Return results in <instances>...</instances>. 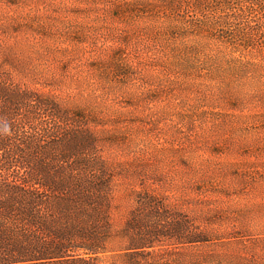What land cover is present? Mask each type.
<instances>
[{
  "label": "rangeland",
  "instance_id": "374dc122",
  "mask_svg": "<svg viewBox=\"0 0 264 264\" xmlns=\"http://www.w3.org/2000/svg\"><path fill=\"white\" fill-rule=\"evenodd\" d=\"M212 1L223 2L212 15L242 12L251 19L243 27L254 28V7H236L246 0ZM155 3L0 0V81L93 129L95 155L121 174L116 223L135 207L131 191L143 190L160 226L180 220L202 239H159L155 250L168 258L264 264V54L213 39L217 30L200 16L165 20ZM197 46L198 61L189 54Z\"/></svg>",
  "mask_w": 264,
  "mask_h": 264
},
{
  "label": "trees",
  "instance_id": "16d2710c",
  "mask_svg": "<svg viewBox=\"0 0 264 264\" xmlns=\"http://www.w3.org/2000/svg\"><path fill=\"white\" fill-rule=\"evenodd\" d=\"M155 2L153 12H166L165 20L179 12L200 16L217 30L213 39L243 41L244 49L254 46L264 54V0L236 5L254 7V28L243 27L248 20L242 12L231 21L212 15L223 12V2ZM189 54L204 59L198 46ZM113 68L125 75L119 63ZM46 103L35 92L0 81V264H184L176 252L174 259L155 250L159 239L172 246L201 244L199 234L180 220L160 226L155 197L143 190L131 191L135 207L116 223L111 198L121 174L95 155L93 129L81 128L56 102Z\"/></svg>",
  "mask_w": 264,
  "mask_h": 264
}]
</instances>
